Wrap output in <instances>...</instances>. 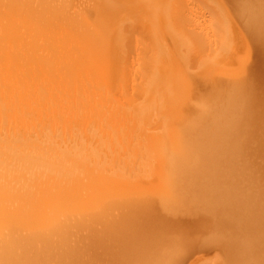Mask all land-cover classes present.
Listing matches in <instances>:
<instances>
[{
	"label": "bare ground",
	"instance_id": "obj_1",
	"mask_svg": "<svg viewBox=\"0 0 264 264\" xmlns=\"http://www.w3.org/2000/svg\"><path fill=\"white\" fill-rule=\"evenodd\" d=\"M205 2L0 0V264H118L89 233L101 204L146 192L109 174L137 156L120 139L200 122L224 135L203 218L228 214L232 254L264 264V58L260 90L236 91L231 67L233 50L264 48V21Z\"/></svg>",
	"mask_w": 264,
	"mask_h": 264
},
{
	"label": "rangeland",
	"instance_id": "obj_2",
	"mask_svg": "<svg viewBox=\"0 0 264 264\" xmlns=\"http://www.w3.org/2000/svg\"><path fill=\"white\" fill-rule=\"evenodd\" d=\"M178 1L187 8L206 4L205 0ZM242 2L222 0L231 22L240 23V18L244 17L249 23L264 21V0H249L255 9L253 12L244 9ZM263 52L264 48L233 50L231 67L235 76L230 74V77L237 84L236 91L243 79H248L256 90H260L258 80ZM233 94L239 95L238 92ZM205 124L200 122L173 129L178 130L175 131L177 135L168 128L160 137L137 134L139 136L120 139L119 146L123 143L136 146L137 156L122 157L109 174L115 179V176L126 179L129 175L140 178L146 185L142 190L146 192L137 195L133 204H101L103 219L92 221L94 225L89 233V239L97 237L102 241V247L116 255L118 264H230L233 260L236 264H245L243 262L249 259L260 261V255L252 252L236 257L232 254L229 242L236 236L227 229L228 214L225 218L221 214L218 219L222 220L217 223L203 218L206 213L214 215L218 205L203 202L208 196L215 197L207 183L213 179V168L223 163L216 155L224 143V135L221 137L218 132L207 135L212 132L210 128L223 125L219 123L218 127L208 128ZM220 131L225 132L226 128ZM109 160H95L94 167ZM232 205L246 204H231L230 208ZM222 229H227L225 235L217 236ZM237 239L240 240L239 235ZM131 245L137 246L132 252Z\"/></svg>",
	"mask_w": 264,
	"mask_h": 264
}]
</instances>
